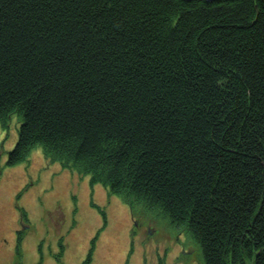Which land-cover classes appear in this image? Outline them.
Returning a JSON list of instances; mask_svg holds the SVG:
<instances>
[{"label":"trees","instance_id":"1","mask_svg":"<svg viewBox=\"0 0 264 264\" xmlns=\"http://www.w3.org/2000/svg\"><path fill=\"white\" fill-rule=\"evenodd\" d=\"M14 115L8 165L40 147L203 264H264V0H0Z\"/></svg>","mask_w":264,"mask_h":264},{"label":"rangeland","instance_id":"2","mask_svg":"<svg viewBox=\"0 0 264 264\" xmlns=\"http://www.w3.org/2000/svg\"><path fill=\"white\" fill-rule=\"evenodd\" d=\"M0 124V264H203L200 247L164 218L133 215L89 176L47 160L40 147L6 163L18 137Z\"/></svg>","mask_w":264,"mask_h":264},{"label":"water","instance_id":"3","mask_svg":"<svg viewBox=\"0 0 264 264\" xmlns=\"http://www.w3.org/2000/svg\"><path fill=\"white\" fill-rule=\"evenodd\" d=\"M207 1H213V0H207Z\"/></svg>","mask_w":264,"mask_h":264}]
</instances>
